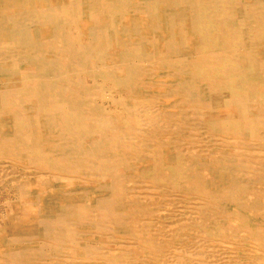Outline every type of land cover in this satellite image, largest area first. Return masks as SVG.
Returning a JSON list of instances; mask_svg holds the SVG:
<instances>
[{"label":"bare ground","instance_id":"1","mask_svg":"<svg viewBox=\"0 0 264 264\" xmlns=\"http://www.w3.org/2000/svg\"><path fill=\"white\" fill-rule=\"evenodd\" d=\"M0 264H264V0H0Z\"/></svg>","mask_w":264,"mask_h":264},{"label":"rangeland","instance_id":"2","mask_svg":"<svg viewBox=\"0 0 264 264\" xmlns=\"http://www.w3.org/2000/svg\"><path fill=\"white\" fill-rule=\"evenodd\" d=\"M10 195L6 193V191H0V221L4 218L5 216V210L7 208V201L9 200ZM1 225V222H0Z\"/></svg>","mask_w":264,"mask_h":264}]
</instances>
